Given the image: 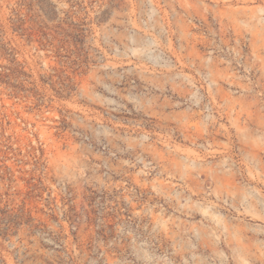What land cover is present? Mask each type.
Returning a JSON list of instances; mask_svg holds the SVG:
<instances>
[{
	"label": "rangeland",
	"instance_id": "374dc122",
	"mask_svg": "<svg viewBox=\"0 0 264 264\" xmlns=\"http://www.w3.org/2000/svg\"><path fill=\"white\" fill-rule=\"evenodd\" d=\"M0 264H264V0H0Z\"/></svg>",
	"mask_w": 264,
	"mask_h": 264
},
{
	"label": "trees",
	"instance_id": "16d2710c",
	"mask_svg": "<svg viewBox=\"0 0 264 264\" xmlns=\"http://www.w3.org/2000/svg\"><path fill=\"white\" fill-rule=\"evenodd\" d=\"M8 77V76H7Z\"/></svg>",
	"mask_w": 264,
	"mask_h": 264
}]
</instances>
